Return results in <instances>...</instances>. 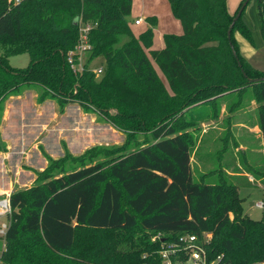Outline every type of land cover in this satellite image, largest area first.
Here are the masks:
<instances>
[{"label":"trees","instance_id":"obj_1","mask_svg":"<svg viewBox=\"0 0 264 264\" xmlns=\"http://www.w3.org/2000/svg\"><path fill=\"white\" fill-rule=\"evenodd\" d=\"M243 1L229 11L226 0H167L181 32L164 33L163 46L149 54L168 91L144 51L151 27L138 36L128 27L131 0H21L14 5L0 0V112L8 95L37 85L38 101H76L118 130L140 127L150 136L134 148L92 145L71 162L47 164L27 188L12 190L1 264H162L161 237L202 231L211 233L204 245L207 259L218 255L212 264H264V212L259 219L244 213L236 190L254 182L223 173L213 183L194 180L188 138L174 124L183 115L192 120L193 113L185 110L193 103L215 110L228 101L226 108L234 110L253 99L263 154L257 169L264 186V79H247L264 76V69L245 60L233 37L237 29L252 42L241 18L245 5L226 36ZM254 2L264 38V0ZM147 19L153 24V16ZM82 22L92 25L85 34L82 69L73 72L65 55L79 41ZM20 52L28 54L27 64L11 66L7 56ZM97 56L99 76L87 67ZM204 113L195 114L215 115ZM131 228L160 234H132L126 247L115 244V238L88 244L77 237L84 229Z\"/></svg>","mask_w":264,"mask_h":264},{"label":"rangeland","instance_id":"obj_2","mask_svg":"<svg viewBox=\"0 0 264 264\" xmlns=\"http://www.w3.org/2000/svg\"><path fill=\"white\" fill-rule=\"evenodd\" d=\"M241 18L249 29L254 45L235 30L240 51L246 56L255 51L257 58L264 61V43L259 35V19L254 0H247L241 12ZM250 58L252 61L254 59L257 61L254 56ZM7 59L11 66L21 67L27 64L28 54L26 52L14 53L8 55ZM100 61L101 57L97 56L92 58L89 63L95 65ZM39 91L40 88L37 85H23L3 101V108L0 112L1 195L9 194L14 189L27 188L36 181L47 164L51 162L55 164L57 161H59L57 164L71 162L74 155L82 153L92 145L126 144L128 147L134 148L143 138L149 139L150 137L149 130L140 127H131L125 131L118 130L103 120L100 115L82 107L76 101L60 104L54 97L38 101ZM247 91L252 95L251 88H247ZM241 104L245 106L246 103L242 101ZM254 106V109L250 110V117L251 113L256 115V102ZM227 112H230L229 109ZM191 118L192 120L187 119L183 115L174 121V124L177 128H182L188 138L192 178L213 183L219 179L222 173L226 175L222 170L216 172L215 154L211 153L221 144L207 145L205 136L223 138L224 126L228 120L221 119L215 124L221 129L215 130L213 127L214 131H211L212 127H208L209 129L200 135V130L205 125L199 122V118L195 114ZM204 151L211 154L208 164L201 163L199 160V156ZM68 166H72V164H68ZM239 196L242 198V211L251 218L259 219L262 211L254 207V202H264V188H241ZM229 217H232V212H229ZM137 233L155 238L160 234V231H139L137 228L99 231L84 229L77 233V237L80 242L85 241L88 244L96 238L101 241L115 238V244L119 243L126 247L130 242L127 237ZM206 235L210 239L209 231ZM2 246L3 240H0V248ZM258 264H263V261Z\"/></svg>","mask_w":264,"mask_h":264},{"label":"crops","instance_id":"obj_3","mask_svg":"<svg viewBox=\"0 0 264 264\" xmlns=\"http://www.w3.org/2000/svg\"><path fill=\"white\" fill-rule=\"evenodd\" d=\"M240 0H226L227 7L229 11H233ZM148 16H153V24L147 19ZM127 24L134 36H138L147 27H151V39L150 45L144 47V51L149 57L157 75L164 83L166 89L170 91L167 81L161 70L158 68L155 61L151 58L149 54L150 49L160 48L163 46V34L167 32L180 33L181 24L179 20L173 16L167 0H131V6L129 14L126 16ZM238 32L243 38H245L250 44L249 39L244 37L237 29L233 30V37L237 43V36L235 31ZM260 38L264 43V38L259 32ZM255 47V46H254ZM240 54L248 61L251 65L258 69L264 68V61L257 58L255 51L251 55H244L238 46ZM254 56L257 61H252L250 57ZM262 61V62H261ZM245 106H241L234 110H229L225 107V103L221 102L218 108L212 110L210 104L204 102L193 103L186 108V114H195L196 111L204 109V114L215 113L212 117H199V122L204 126L200 130V135L212 127L211 131L216 129H221V127H216L215 124L221 119L228 120L227 124L224 126V136L219 138L218 136H205L207 138V145L209 144H221L220 147L217 146L211 153L215 154L216 158V172H221V170L228 175L242 177L246 176L247 179L254 182L253 186H237V194L239 195L241 188H264L260 182L262 172L258 171V167L263 166V154H262V140L259 128L257 126L256 115L251 113L250 110L254 109L255 101L249 99L245 102ZM192 112V113H191ZM190 113V114H189ZM193 114L191 116H193ZM196 115V114H195ZM214 127V128H213ZM208 151H204L199 160L201 163H209ZM256 176V177H254ZM256 207V206H254ZM257 208V207H256Z\"/></svg>","mask_w":264,"mask_h":264},{"label":"built area","instance_id":"obj_4","mask_svg":"<svg viewBox=\"0 0 264 264\" xmlns=\"http://www.w3.org/2000/svg\"><path fill=\"white\" fill-rule=\"evenodd\" d=\"M8 5H14L19 3L21 0H6ZM91 22H82L78 26V36L79 41L74 45L72 49L67 50L65 59L69 67L73 72L82 69L83 50L87 46L85 44V34L87 30L91 27ZM74 54L76 55L74 57ZM87 67L90 68L94 74L100 75L102 72V67L100 63L95 65L87 64ZM254 206L259 208L264 212V202L255 201ZM10 211L9 198L8 194H0V240L4 239L5 230L7 227V216ZM208 231H202L200 235L191 232H183L177 234L172 239H164L161 237L160 247L157 250V253L160 257L162 264H212L218 255L207 259L205 242L209 240V237L206 235ZM3 248V246H2ZM0 248V252L2 250ZM1 264V259H0ZM145 264V263H140Z\"/></svg>","mask_w":264,"mask_h":264},{"label":"water","instance_id":"obj_5","mask_svg":"<svg viewBox=\"0 0 264 264\" xmlns=\"http://www.w3.org/2000/svg\"><path fill=\"white\" fill-rule=\"evenodd\" d=\"M246 2H247V0H244V1L242 2L241 6H239V7L237 8V10H236L235 14L233 15V17H232L230 23L228 24V27H227V30H226V36H227V38H229V33H230V30H231V27L233 26V23H234L235 19H236L237 16L240 14V11H241V9H242V6H244ZM228 42H229V46H230V49H231V53H232V55L235 57V51H234V49H233V47H232V44L230 43V41H228ZM236 60H237V59H236ZM237 65L240 67V63H239V61H237ZM242 73H243V71H242ZM243 74H244V73H243ZM247 79H248L249 81H257V80H260V79H264V76L252 77V78H249V77H248Z\"/></svg>","mask_w":264,"mask_h":264}]
</instances>
